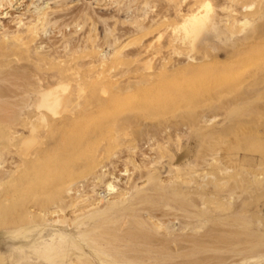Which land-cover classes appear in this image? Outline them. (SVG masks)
<instances>
[{"label": "rangeland", "instance_id": "rangeland-1", "mask_svg": "<svg viewBox=\"0 0 264 264\" xmlns=\"http://www.w3.org/2000/svg\"><path fill=\"white\" fill-rule=\"evenodd\" d=\"M2 204L0 264H264V0H0Z\"/></svg>", "mask_w": 264, "mask_h": 264}, {"label": "bare ground", "instance_id": "bare-ground-1", "mask_svg": "<svg viewBox=\"0 0 264 264\" xmlns=\"http://www.w3.org/2000/svg\"><path fill=\"white\" fill-rule=\"evenodd\" d=\"M193 22V26H196V30L199 29L200 25L202 24V22H199L196 18L192 20ZM196 32V31H195ZM52 105H56V101L54 102V104ZM55 109L54 107H52V110ZM63 140V139H62ZM64 141V140H63ZM62 142V141H61ZM66 144V143H65ZM62 149V148H61ZM63 154V153H62ZM64 158V157H63ZM53 159V160H52ZM60 159V158H58ZM64 160V159H63ZM52 161V162H50ZM56 158L53 156L52 158L48 159V163L49 165L46 167L45 170H40L38 169V172L36 173L35 179L37 181V183H40L41 185H46L48 182H54L52 181L51 177V172H53L54 170H58L60 168H62V166L65 165V161H61V162H57L56 163ZM55 162V163H54ZM54 163V164H53ZM57 167V168H56ZM56 168V169H55ZM58 172V171H57ZM56 183V182H55ZM54 185V184H53ZM50 186V185H49ZM4 196V195H3ZM3 205V206H2ZM0 205V227H6L8 226L11 221H8L7 215H6V210L7 207L4 206V204ZM9 209V208H8ZM7 228V227H6Z\"/></svg>", "mask_w": 264, "mask_h": 264}]
</instances>
